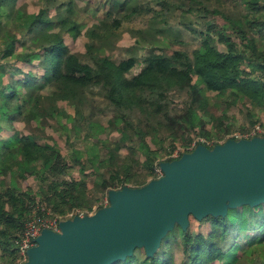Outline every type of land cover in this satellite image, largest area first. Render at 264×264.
I'll return each instance as SVG.
<instances>
[{"label":"trees","instance_id":"16d2710c","mask_svg":"<svg viewBox=\"0 0 264 264\" xmlns=\"http://www.w3.org/2000/svg\"><path fill=\"white\" fill-rule=\"evenodd\" d=\"M16 1L0 0V9L4 5L13 8ZM210 1L175 2L185 11L197 9L203 17L214 14L225 19L221 26L213 23L205 27L200 47L189 50L174 40L179 47L152 46L140 62L135 56L116 61L97 48L91 63L70 49L64 34L53 30L54 26L61 27L74 39L84 30L93 36L97 34L95 28L106 27L104 19L88 27L73 12L55 22L48 17L47 7H41L37 13L19 9L18 15L31 32V40L18 48L20 38L3 24L0 14V264H19L15 239L37 204L39 213L50 208L65 213L74 206H93L82 200V191L89 190L88 173H84L89 167H93V175L103 168L99 172L101 178L94 179L95 192L108 194L110 189H119L130 181L134 187L142 186L149 176H160L155 167L163 161L164 153L181 147L178 156L166 159L174 160L191 151L186 147L194 138L209 136L206 131L209 122L220 128V136L230 133L232 122L224 124V120L232 116L229 111L234 106L240 105L238 109L243 110L251 105L264 117V78L255 75L264 74V0H231L245 6L246 12L240 16H230L221 9L223 0L211 8ZM112 2L109 0L107 17L113 20L115 28L129 15L112 17ZM67 10L74 9L69 5ZM211 31L217 33L225 50L212 43ZM87 46L94 52L93 43ZM34 60L41 73L25 69ZM135 66L139 68L132 72ZM93 87L105 93L111 115L105 124L95 120H89L88 124L92 128L97 124L99 133L117 131L118 140L104 142L103 154L84 156L80 149L72 148L68 157L55 144L41 142L39 124L57 115L70 117L58 101H67L74 107L75 115H81L82 106L88 101L87 90ZM45 88L50 90L45 93ZM3 120L11 127L20 121L36 127L5 135ZM249 121L251 125L261 122L255 112L249 114ZM260 124L264 126V122ZM200 143L206 144L198 141L197 145ZM123 149L125 160L120 158ZM135 164L145 167L146 174L129 178ZM75 169L80 176L70 171ZM28 175H34L40 182L36 188L26 184ZM104 206L99 204L97 210ZM231 208L224 215L204 216L211 222L208 233L192 232L175 224L180 227L177 234V246L182 252L180 264H225L228 257L236 263L245 255L246 250L236 242L238 232L264 225V202L236 207L240 208L239 218ZM251 217L253 224L249 222ZM259 249L264 250V242ZM131 260L127 257L117 264H131ZM159 263L170 264V260L145 253L144 264Z\"/></svg>","mask_w":264,"mask_h":264},{"label":"rangeland","instance_id":"374dc122","mask_svg":"<svg viewBox=\"0 0 264 264\" xmlns=\"http://www.w3.org/2000/svg\"><path fill=\"white\" fill-rule=\"evenodd\" d=\"M69 1L71 0L50 1L51 4L48 9V14L54 17V14H56L55 7L60 5L63 7V16H68L70 14V10H67L68 6L70 5L68 4ZM72 1L75 11L74 14H78L80 16V20L87 21L88 27L93 24V22L99 23L103 19L107 21L106 27L99 26L95 28V31L97 32L96 35H88V33H85L84 30V32H82L76 39L72 38L61 27L55 28L56 31H60L62 34H64L65 40L72 51L77 52L82 59L88 60L91 63V56L93 53L98 51L97 48H100L99 50L103 51L104 53H109L116 61H120L130 56H135L139 62L142 60L143 54H146V52L152 46L167 49L176 46L179 47V45H175L173 43L174 40H177L181 43L180 47H186L191 50L201 46L202 40L205 37V27L207 25L216 23L217 25L221 26L226 23L225 19L221 18L220 16H215L214 14L203 17L204 15L201 14V12H199L197 9H194L191 12L185 11L182 8L176 6L175 2H178L179 0H113L111 6L112 17H118L124 14H126V16L129 15V17H124L121 20V23L118 27L114 28L112 27L113 20L107 17L109 0ZM23 2H27L26 7H29V10H35L44 5L48 6L44 3V0H17L15 4L16 6H19L22 5ZM223 2L224 5L221 6V9L225 10V12H227L230 16H240L246 12L245 6L242 3H239V1L233 2L231 0H223ZM217 3L221 4L220 0H211L209 7L211 8L212 6H216ZM10 7L11 5L7 7L4 5L0 9V14L3 23L8 25L18 34V37L20 38L18 42V48H20L21 43H25L26 45L30 43L31 32H28V28L23 22V19L16 17L15 9L13 8L10 10ZM132 9L135 11L131 13L130 11ZM262 12L264 14V9ZM210 35L212 43L218 49L225 50V44L218 40L217 33L211 31ZM88 43H93L95 46V48H93L94 52L89 51L87 46ZM33 62L35 63L31 66L25 65V69H32L36 73H41L42 69L37 65V60H34ZM138 68L139 66H135L132 72H136ZM255 75L264 78V74ZM4 79L8 80V76L4 75ZM49 90L50 88L43 89L45 93ZM87 94L88 101L82 106L83 112L81 115H75L74 107L67 101L59 100L58 105L66 109V111L69 113L68 116L74 117L71 121L70 117H67L66 115H57L51 119H48L47 121H43V123L39 124V140L41 142L55 144L58 148H60L63 155H66V157L69 156V152H71L72 148L80 149L84 153V156L91 155L94 152L103 154L105 151L103 146L104 142L117 141L119 138V133L117 131H104L99 133L97 130V124H93L94 128L88 124L89 120H95L97 123H107V118L111 115V108L107 99L105 98V93H103L99 88L93 87L92 89L87 90ZM210 94L213 96V93ZM239 107L241 106H234L229 111V115L232 114V116H229L224 120V124L232 122V126L230 128L231 131L229 130L230 132L234 130H245L244 128L251 126L249 114L252 112H255L258 115L261 122H264L262 112L258 110V108L254 109L250 105L243 110H239ZM216 113H219V111L216 110ZM75 119L76 121L73 122ZM261 122L257 121L256 123L260 124ZM2 125L3 131L6 133L5 135H12L15 131H26V129L30 130L36 127V125L33 123L32 125H26L23 121L15 122L14 126L11 127L6 121L3 120ZM72 125H74V128H72ZM261 126L264 128L263 125ZM219 130V127H214V124L209 122L206 127V131L209 136H200L208 140L209 144L207 145L209 148H213L216 144H218L217 142H222L229 134L225 133L220 136ZM94 132L95 135L93 134ZM256 136L263 137L264 135L259 134ZM97 138H100L101 140H98ZM197 139L198 137L194 138L192 143L194 141L197 143ZM178 148L172 150L171 152L164 153L161 156V159L163 161H170L166 159L169 157H176L177 154L179 155V153H181V149ZM122 152L123 154L120 158L125 160V149H123ZM184 153H182L181 156ZM98 168L100 169V166ZM102 169L100 170L102 171ZM100 170L96 172V175L92 174L93 167H89L84 171V173H88L87 180L89 184H87L89 190L82 191L84 194V196H82V200L84 203L93 205L92 207H96L101 201L105 202L106 196L109 199L108 194L99 190H96L95 192L94 190V179L101 178L99 173ZM70 171L76 176H80L77 169H75V171ZM129 173V178H135L136 176L141 177L146 174V169L141 164H135ZM150 179H152L151 176L148 177V180ZM25 182L26 184L31 185L33 188H36L39 181L34 175H28ZM133 184V181L128 182V185L130 186ZM242 205L247 206L250 204L244 203ZM37 207L38 204L35 206L33 211L36 212V209H38ZM233 211L238 214L237 217L239 218L240 208L232 207L231 212ZM249 222L250 224H253L252 217L249 219ZM179 228V225H175L173 229L169 230L167 235L163 238L160 247L155 252V254L161 257V259H169L170 264H180L182 258L181 249L177 246V234L179 232ZM186 229H190L192 232L202 231L204 233H208L211 230V222L208 219H204V217L196 218L194 215H190L189 223L186 226ZM231 236L232 234H230V238L228 240L231 239ZM236 242L243 248V250H246V253H251L253 255L247 256L245 253V255L236 263H233L232 257H228L225 261V264L264 263V250L259 249L261 244L264 242V225L262 227H255L239 231ZM145 253L144 247H137L134 252L128 256L132 259L131 264H144ZM249 258L254 260L249 261ZM119 262L121 261L118 260L113 264H117ZM18 263L22 264L19 258Z\"/></svg>","mask_w":264,"mask_h":264},{"label":"water","instance_id":"95a60500","mask_svg":"<svg viewBox=\"0 0 264 264\" xmlns=\"http://www.w3.org/2000/svg\"><path fill=\"white\" fill-rule=\"evenodd\" d=\"M160 166L163 174L142 186L110 189L109 204L95 213L62 220L58 232L43 229L22 264H113L141 246L153 255L190 215L264 202V136L229 138L213 148L200 143Z\"/></svg>","mask_w":264,"mask_h":264},{"label":"built area","instance_id":"2783aa9c","mask_svg":"<svg viewBox=\"0 0 264 264\" xmlns=\"http://www.w3.org/2000/svg\"><path fill=\"white\" fill-rule=\"evenodd\" d=\"M264 135V128L259 123H255L251 126H248L245 130H234L230 132L222 142L229 138L235 140L243 138H251L256 135ZM197 141L209 144L208 140L203 137H198ZM205 144V145H206ZM197 143L194 141L188 147V150H193L196 147ZM178 149L183 150L181 147ZM178 156V154L176 155ZM155 172L160 176L163 174L162 168L160 165H156ZM99 204H104L105 206L109 204V199L106 196L105 202L101 201ZM72 207L67 210L65 213H56L50 209L39 213L38 211H31V214L27 217L24 224V229L20 235L15 239V245L19 250V260L21 263L27 260V250L30 247L36 246L38 244L37 237L41 234L42 230L45 228L60 231V222L64 219H72L74 216L84 217L86 215H91L97 211V207Z\"/></svg>","mask_w":264,"mask_h":264},{"label":"crops","instance_id":"0c3cea01","mask_svg":"<svg viewBox=\"0 0 264 264\" xmlns=\"http://www.w3.org/2000/svg\"><path fill=\"white\" fill-rule=\"evenodd\" d=\"M41 1V0H40ZM50 1H53V0H44V3L45 4H47L48 6H40L38 9H32V10H29L26 6H27V2H23V4L22 5H19V6H16V4L13 6V8L15 9V11H16V17H19L20 18V16L18 15V10L19 9H25L27 12H29V13H37L38 12V10L41 8V7H47L48 9H49V6H50V4H51V2ZM68 4H70L71 6H72V8L74 9V7H73V1L71 0V1H69V3ZM58 5V4H57ZM12 6V5H11ZM16 6V7H15ZM7 7V6H6ZM69 7V6H68ZM12 7H10L9 9L10 10H12L13 9ZM63 7L62 6H60V5H58L57 7H55V11H56V14H54V17H52V16H50L49 14H48V11H47V14H48V17H50V18H52V21H55V22H58V19H60L62 16H63V14H62V12H63ZM70 12H73L72 13V15L75 13V11L74 10H70ZM94 15V14H93ZM73 16H75L76 17V19L77 20H79L80 21V16L78 15V14H74ZM23 19V18H22ZM3 22V21H2ZM87 22V21H86ZM5 26H7L8 28H10L8 25H6L5 23H3ZM86 24H88V23H86ZM88 26V25H87ZM55 28H57L56 26H54V28H53V30H55ZM12 31H14L12 28H10ZM15 32V31H14ZM18 35V34H17ZM79 37V36H78Z\"/></svg>","mask_w":264,"mask_h":264}]
</instances>
